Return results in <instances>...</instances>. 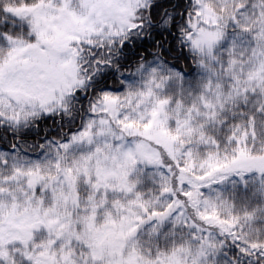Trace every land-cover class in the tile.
Here are the masks:
<instances>
[{
    "label": "snow or ice",
    "instance_id": "6c2138e0",
    "mask_svg": "<svg viewBox=\"0 0 264 264\" xmlns=\"http://www.w3.org/2000/svg\"><path fill=\"white\" fill-rule=\"evenodd\" d=\"M0 264H264V0H0Z\"/></svg>",
    "mask_w": 264,
    "mask_h": 264
}]
</instances>
